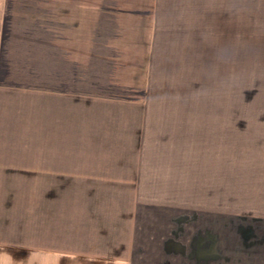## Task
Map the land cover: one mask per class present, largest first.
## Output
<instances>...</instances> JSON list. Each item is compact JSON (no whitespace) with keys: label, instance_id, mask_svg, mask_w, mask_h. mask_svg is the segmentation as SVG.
Returning a JSON list of instances; mask_svg holds the SVG:
<instances>
[{"label":"crops","instance_id":"0c3cea01","mask_svg":"<svg viewBox=\"0 0 264 264\" xmlns=\"http://www.w3.org/2000/svg\"><path fill=\"white\" fill-rule=\"evenodd\" d=\"M156 1L0 0V264H264V189L227 204Z\"/></svg>","mask_w":264,"mask_h":264},{"label":"rangeland","instance_id":"374dc122","mask_svg":"<svg viewBox=\"0 0 264 264\" xmlns=\"http://www.w3.org/2000/svg\"><path fill=\"white\" fill-rule=\"evenodd\" d=\"M156 2L163 13L165 4L179 10L174 17L179 20L161 28L158 45L187 56L193 71L182 89L193 100L194 115H222L225 120L220 125L227 144V204H240L239 199L249 203L251 191L264 189V0ZM173 72L177 80V70ZM174 78L169 92L181 99ZM235 193L242 198L229 201Z\"/></svg>","mask_w":264,"mask_h":264}]
</instances>
